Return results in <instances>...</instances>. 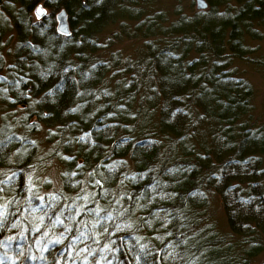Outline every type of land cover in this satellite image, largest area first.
<instances>
[{
	"label": "trees",
	"instance_id": "obj_1",
	"mask_svg": "<svg viewBox=\"0 0 264 264\" xmlns=\"http://www.w3.org/2000/svg\"><path fill=\"white\" fill-rule=\"evenodd\" d=\"M153 1L3 5L16 42L4 75L0 53V104L23 110L1 117L0 264H254L264 254V118L252 116L251 86L228 70L230 56L243 55L242 35L264 17L246 13L249 0H233L224 15L215 7L228 0H207L208 13L166 24ZM251 2L263 16L264 0ZM39 3L49 14L35 21ZM59 10L68 37L55 30ZM126 18L145 41L133 63L99 38ZM40 128L55 144L41 156ZM55 158L65 179L43 194L33 177ZM95 164L101 182L86 178L79 190V165Z\"/></svg>",
	"mask_w": 264,
	"mask_h": 264
},
{
	"label": "rangeland",
	"instance_id": "obj_2",
	"mask_svg": "<svg viewBox=\"0 0 264 264\" xmlns=\"http://www.w3.org/2000/svg\"><path fill=\"white\" fill-rule=\"evenodd\" d=\"M206 3V7L198 8L197 0H156L154 3L155 10H159L166 17L168 23L173 21V19L177 18V16L183 17H191L198 13L205 14L208 13L211 9V6L207 2V0H203ZM7 0H0V51L4 60V70L1 72V75H4L5 69L11 66L13 63L12 59V49L16 42V32L14 30L12 19L5 13L3 9V5H6ZM233 0H228V4L216 5V13L219 15H224L226 13L227 7L229 10H234L235 6ZM41 5V3L37 4L32 10V17L35 21L44 20V18L49 14V11L42 6L44 9V15L41 18H38L35 14V8ZM225 6V7H224ZM234 11H228V13L232 14ZM178 16V17H179ZM2 21V22H1ZM116 21L114 24L109 26L106 30L102 31L100 35V40L105 44L109 45L108 51H115L120 56V60H128L133 63L139 59H142L141 53H146L145 49H143V44L145 41L139 37L134 36L132 33V26H134V22L132 21ZM165 24V23H164ZM251 33L242 35L241 48L243 49L242 57L234 56L229 58L228 61V70L233 72L236 78H240L246 81L252 88V116L255 119H259L260 121L264 118V23L260 22L259 25L253 23L251 25ZM253 34V35H252ZM143 54V55H144ZM232 54V52H230ZM138 56V58H137ZM233 70V71H232ZM137 103L133 104V109L135 110ZM21 106H17L14 109H6L4 105L0 104V124L1 117L3 115H12L14 114V118H18L22 115ZM148 109L146 108V113ZM154 117V119H153ZM152 117L151 124L154 125V121L157 118V113L155 111L154 116ZM158 119V118H157ZM139 132V131H138ZM143 132H148L147 130H143ZM139 134V133H138ZM136 134L135 137L137 139L141 138L140 135ZM191 132H187V136H190ZM34 138L39 143V152L38 155H46L53 148H55V144L45 142L46 130L45 128H40L37 133H35ZM185 137V135L183 136ZM166 142V141H165ZM58 159H50L46 160L45 167L43 172L35 173L33 178H37L38 182L42 184V182L47 181L50 183L51 187L57 188L60 184V175L63 170L62 165L58 162ZM211 209L215 214V222L217 228L221 231H226L225 229V219L223 216V211L221 208V204L218 202L217 198L212 197L211 199ZM264 259V254L259 255L255 263L258 264ZM254 263V264H255Z\"/></svg>",
	"mask_w": 264,
	"mask_h": 264
},
{
	"label": "bare ground",
	"instance_id": "obj_3",
	"mask_svg": "<svg viewBox=\"0 0 264 264\" xmlns=\"http://www.w3.org/2000/svg\"><path fill=\"white\" fill-rule=\"evenodd\" d=\"M155 1L156 0H154L153 2H152V4H151V7H149V9L150 10H153V9H155L154 8V3H155ZM252 0H249L248 2L249 3H247V2H245L246 3V5H247V8H245V11H246V13H248L249 15H252L253 17H255V18H257L255 21L257 22V20L258 19H262L263 17H264V15L262 16V12L259 10V6L258 5H256V4H254V2H251ZM250 3H253V4H250ZM61 10H59L58 12H60ZM64 11V10H63ZM57 12V13H58ZM65 12V11H64ZM57 13H55V16H56V14ZM66 13V12H65ZM247 14V15H248ZM116 21H118V20H116ZM123 21H129V18H126V19H120V21L119 22H123ZM67 22H68V19H67ZM109 26H111V24H108L105 28H104V30H106ZM68 28H69V34H62V33H59L58 32V30H57V22H56V18H55V30H56V32L59 34V35H61V36H65V37H68V36H70V34H71V30H70V27H69V23H68ZM103 30V31H104ZM0 53H1V51H0ZM121 69H124V65L121 63L119 66H118V69H117V72L119 71V70H121ZM150 113H151V111H150ZM149 113V114H150ZM141 136V135H140ZM136 139H137V137H135ZM145 140V139H144ZM46 142V141H45ZM48 142V141H47ZM62 156V155H61ZM55 159H58L59 161V163L62 165V168H65L64 167V160H61V158H55ZM50 160V159H49ZM127 160L129 161L130 160V158L129 157H127ZM125 158H124V161H126L127 163H128V161H127ZM77 164L78 163H76V165H75V167H77ZM100 165L101 164H95L94 165V167H90V169H88V170H84V169H81V167H80V165H79V167H78V174L81 176V177H79V179H78V181H77V183H76V186H77V188L79 189V190H82V189H85L84 188V179H88L90 182H91V184L93 185V187L95 188V186H98L99 185V183L101 182V178H100V176H102V174H101V171H100ZM44 166H45V163H44ZM101 174V175H100ZM64 177H61V175H60V179H59V181H60V184H62V181H64ZM60 184H59V186L57 187V188H55V187H51V185H50V183H48L47 181H45V182H42V184H40L39 182H37L36 183V187L38 188V189H40V190H42L43 191V194H45V193H50V192H52V191H54L55 189L57 190H59V188H60ZM70 190L71 191H76V188L75 187H71L70 188ZM85 194L87 195V196H89V194H90V192L88 193V192H85ZM80 200V199H79ZM83 225V224H82ZM117 235V234H116ZM128 249H126V250H124V247H119V251L121 252V253H123L124 255H125V257H126V255L128 254V253H130L131 252V248L129 249V247H127ZM71 249V248H70ZM71 252H73V249H71ZM75 258H77V259H80L81 258V256L83 255V251H82V249L81 248H79V247H76L75 248ZM123 257V256H122ZM71 259H73L74 260V255H71V257H70ZM82 264V263H81Z\"/></svg>",
	"mask_w": 264,
	"mask_h": 264
},
{
	"label": "water",
	"instance_id": "obj_4",
	"mask_svg": "<svg viewBox=\"0 0 264 264\" xmlns=\"http://www.w3.org/2000/svg\"><path fill=\"white\" fill-rule=\"evenodd\" d=\"M197 6L198 8H204L206 7V3L203 1V0H197ZM37 7H40V8H43L41 5H38ZM36 7V8H37ZM36 8H35V14L38 18H41L43 17L44 15V9L41 13H39V16L37 15V12H36ZM56 18V22H57V30L59 33H62V34H69V28H68V22H67V15L66 13L61 10L60 12H58L55 16Z\"/></svg>",
	"mask_w": 264,
	"mask_h": 264
},
{
	"label": "snow or ice",
	"instance_id": "obj_5",
	"mask_svg": "<svg viewBox=\"0 0 264 264\" xmlns=\"http://www.w3.org/2000/svg\"><path fill=\"white\" fill-rule=\"evenodd\" d=\"M43 11V9L42 8H40V7H37L36 8V12H37V15L39 16V13H41Z\"/></svg>",
	"mask_w": 264,
	"mask_h": 264
}]
</instances>
